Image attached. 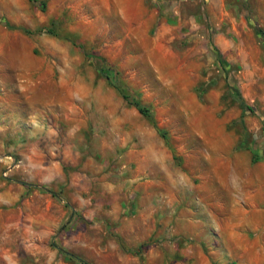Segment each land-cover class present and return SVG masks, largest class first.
<instances>
[{
	"label": "rangeland",
	"instance_id": "rangeland-1",
	"mask_svg": "<svg viewBox=\"0 0 264 264\" xmlns=\"http://www.w3.org/2000/svg\"><path fill=\"white\" fill-rule=\"evenodd\" d=\"M80 5L0 0V264H216L225 242L261 254L234 264H264V207L247 205L264 195L244 203L253 189L223 192L207 177L223 168L211 151L219 159L246 139L264 156V0L157 4L156 45L178 56L203 117L157 79L153 34L118 50L120 34L69 31ZM98 56L116 62L112 81L148 108L168 144L101 81ZM226 121L217 137L212 123ZM234 216L255 224L216 231L213 219Z\"/></svg>",
	"mask_w": 264,
	"mask_h": 264
},
{
	"label": "crops",
	"instance_id": "crops-1",
	"mask_svg": "<svg viewBox=\"0 0 264 264\" xmlns=\"http://www.w3.org/2000/svg\"><path fill=\"white\" fill-rule=\"evenodd\" d=\"M80 9L78 12L71 11L72 18L71 23H76L77 28L69 27V31L79 32V33H95V34H120L111 40H115L114 47L121 50L122 43L131 41L137 36L134 34H153L152 39L154 41L153 49L158 50V54L161 57L160 61L149 60V65L151 66L157 79L164 84L165 88L174 90L177 95H179L183 103L188 101L191 103V107H183L184 111H192V107L196 106L198 115L203 117L207 113V108L200 103L199 96L195 89V83L189 80L188 74L182 69L179 64V58L174 54V52L169 48L167 44L158 47L156 44L159 42L158 39L163 36V30L165 25L161 27L156 26L157 22L160 21L159 17L161 13L157 7L160 0H79ZM64 3V2H63ZM64 5V4H63ZM74 8L73 6H70ZM64 10V9H63ZM62 10V11H63ZM162 17V16H161ZM44 20L39 19V25L43 23ZM49 21L54 22V17H49ZM166 22V20H165ZM156 26L157 29H154ZM154 30V31H153ZM155 30H157L155 32ZM155 32V33H154ZM127 45V44H126ZM125 45V46H126ZM124 47V46H123ZM126 48V47H124ZM104 57V56H103ZM102 56H98L101 63L106 67L111 66V64L116 63L114 60H105ZM110 64H109V63ZM119 65H125L120 63ZM110 68V67H109ZM108 88L115 90L107 84V81L103 78L101 79ZM188 105L187 103H184ZM126 122V121H125ZM229 122L212 123L216 131L217 137L223 138V135L227 133V125ZM196 126V124L192 123ZM192 125V126H193ZM149 126V125H148ZM190 127V124H189ZM149 131L145 128V132ZM157 133V132H156ZM144 132H139V137L142 138ZM223 141V139H222ZM233 149V148H232ZM160 150V149H159ZM261 153L260 149L256 151ZM164 153V152H163ZM212 154V151L210 152ZM207 157L209 161H213L216 164L223 166L222 170L218 172L216 169H211L208 172L207 177L210 178V182L215 187H220L223 192L228 190L229 186L243 187L253 189V192H249L247 195L243 196L241 199L245 203L247 201L258 199V201H263L264 195V156L260 155L259 161L256 163L252 162V152L250 150H238L228 155L218 157L211 156ZM221 175V176H220ZM257 191V192H256ZM244 203L239 202L238 197H234L233 207L237 209H245ZM249 206L263 208L264 204L260 202L259 204H247ZM248 206V207H249ZM217 207L224 208L223 204H219ZM238 216L223 218L220 222L217 219H213L212 224L215 225L216 231L221 229L222 224H255L254 221L246 220V218L239 217L238 221L236 219ZM264 223V222H262ZM235 230L232 231V233ZM233 235V234H231ZM235 237L232 236L230 240H234ZM224 244V243H223ZM258 252H247L244 248L243 250L230 248L229 243L225 242L223 247L214 249L211 253L212 258L216 264H234L238 261L237 257L250 256L255 259V257L260 256Z\"/></svg>",
	"mask_w": 264,
	"mask_h": 264
},
{
	"label": "trees",
	"instance_id": "trees-1",
	"mask_svg": "<svg viewBox=\"0 0 264 264\" xmlns=\"http://www.w3.org/2000/svg\"><path fill=\"white\" fill-rule=\"evenodd\" d=\"M29 1H31L35 4L37 3V0H29ZM41 7H44L43 2H41ZM110 73H111V68L106 67L103 63H101V65L99 66L100 76L103 77L109 83V85H111L114 89H116L117 92L121 95V97L129 105L134 106L137 109V111L139 112V114H141L142 116L149 119L151 121L153 127L155 128L156 132L159 134V136L161 138H163L165 140V142L168 144V138H167L166 134L161 129L156 127V125L154 124V121L152 120V117H151V114H150L148 108L142 106L141 102L138 101L137 99H135V98L130 99L129 94L126 91V88L121 87L120 85H118L114 81H112V77H111ZM246 135H247V130L244 131V136H246ZM261 145H262L261 141H255L252 144H250L245 139L241 143H239L235 149L237 151L238 150H250L252 152V162L256 163L260 159V155L256 151H258L260 149ZM66 255H68V254L66 253ZM68 257L73 258L72 255H68ZM76 263L77 264H85V262H83L82 260H79V259H76Z\"/></svg>",
	"mask_w": 264,
	"mask_h": 264
}]
</instances>
